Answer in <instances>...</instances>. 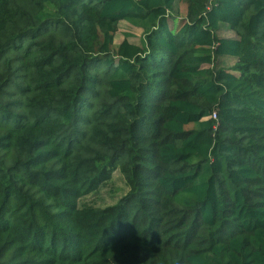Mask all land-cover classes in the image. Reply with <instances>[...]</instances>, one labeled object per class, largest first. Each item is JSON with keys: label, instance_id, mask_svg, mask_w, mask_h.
Here are the masks:
<instances>
[{"label": "trees", "instance_id": "16d2710c", "mask_svg": "<svg viewBox=\"0 0 264 264\" xmlns=\"http://www.w3.org/2000/svg\"><path fill=\"white\" fill-rule=\"evenodd\" d=\"M180 1L0 0V264H264V0Z\"/></svg>", "mask_w": 264, "mask_h": 264}, {"label": "rangeland", "instance_id": "374dc122", "mask_svg": "<svg viewBox=\"0 0 264 264\" xmlns=\"http://www.w3.org/2000/svg\"><path fill=\"white\" fill-rule=\"evenodd\" d=\"M177 22L179 23V19L185 15L186 12V4L184 1H180L177 6ZM127 36V39L134 43H139L140 38L142 36V31L139 28L132 26L127 22H120L118 26V30L114 36V44L113 47L116 48L118 44ZM219 36L231 37L232 34L228 32L227 29H220L218 31ZM220 65H225L230 67L233 64V60L229 57H222ZM127 186L125 182L118 172L114 174L113 182L106 187H103L99 193L95 195L88 196L83 200V203L93 204L98 207H104L117 202V200L126 193Z\"/></svg>", "mask_w": 264, "mask_h": 264}]
</instances>
